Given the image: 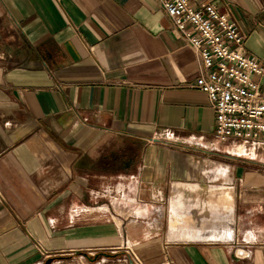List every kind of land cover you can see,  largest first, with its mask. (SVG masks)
<instances>
[{
	"label": "crops",
	"instance_id": "obj_1",
	"mask_svg": "<svg viewBox=\"0 0 264 264\" xmlns=\"http://www.w3.org/2000/svg\"><path fill=\"white\" fill-rule=\"evenodd\" d=\"M211 2L264 66V0ZM199 77L157 0H0V264H264V143L207 147Z\"/></svg>",
	"mask_w": 264,
	"mask_h": 264
},
{
	"label": "built area",
	"instance_id": "obj_2",
	"mask_svg": "<svg viewBox=\"0 0 264 264\" xmlns=\"http://www.w3.org/2000/svg\"><path fill=\"white\" fill-rule=\"evenodd\" d=\"M157 1L199 60L195 87L207 95L216 114L215 139L207 147L231 138L264 143V66L246 54L247 36L231 9L221 12L211 0ZM236 253L241 258L249 254L242 249Z\"/></svg>",
	"mask_w": 264,
	"mask_h": 264
},
{
	"label": "water",
	"instance_id": "obj_3",
	"mask_svg": "<svg viewBox=\"0 0 264 264\" xmlns=\"http://www.w3.org/2000/svg\"><path fill=\"white\" fill-rule=\"evenodd\" d=\"M52 263V260H48L45 264H51Z\"/></svg>",
	"mask_w": 264,
	"mask_h": 264
},
{
	"label": "rangeland",
	"instance_id": "obj_4",
	"mask_svg": "<svg viewBox=\"0 0 264 264\" xmlns=\"http://www.w3.org/2000/svg\"><path fill=\"white\" fill-rule=\"evenodd\" d=\"M130 147H132V146H130Z\"/></svg>",
	"mask_w": 264,
	"mask_h": 264
}]
</instances>
